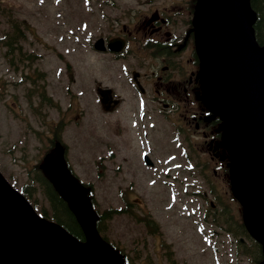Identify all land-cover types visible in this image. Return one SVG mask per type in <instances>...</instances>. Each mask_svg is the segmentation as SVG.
Here are the masks:
<instances>
[{
  "label": "rangeland",
  "instance_id": "374dc122",
  "mask_svg": "<svg viewBox=\"0 0 264 264\" xmlns=\"http://www.w3.org/2000/svg\"><path fill=\"white\" fill-rule=\"evenodd\" d=\"M142 1L0 0V39L4 33L13 32V24L17 25L22 32L20 52L24 53L20 55L23 60L17 73L5 64L7 59L3 53L6 48L0 47V173L13 188L19 190L26 181V168L38 165L48 150L45 142L35 141L25 131V123L16 121L8 113V107L16 113L19 107L24 106L29 82L31 85L32 81L36 82L37 91L42 84L47 94L59 101L60 111L65 115L67 124L62 138L68 147V161L78 177L91 188L89 195L95 208L99 213L123 208L121 214L105 222V235L129 257L134 258V251H137L140 259H132L133 264H251L237 252L231 255L227 236L222 241L217 240L216 250L200 242V236L196 234L192 223L199 215L201 203L193 179L179 178L187 182V187H170L160 183L162 171L151 177L142 167L132 165L130 173L115 176L112 172V166L121 163V159H138L140 151L134 147V144L137 146V139L129 123L134 115L132 107L140 103L130 85L125 84L123 91H117L120 97L125 98L117 115L121 128L128 132L122 131L125 135L122 137L115 134V143L107 142V124L111 116L102 110L92 87L93 82L110 84L109 56L96 52L91 43L97 37H105L109 33L107 21L121 16L119 9L124 12L140 9ZM14 57L18 58L17 51ZM42 112L49 114L48 117L54 114L47 107ZM40 123L41 118L37 129L43 132ZM128 133L131 134V141L126 142ZM153 139L156 151L153 158L156 157V162L165 156L163 153L169 152V147L160 143L156 136ZM97 141L102 144H91ZM106 143L113 144L114 162L105 160L107 170L97 176L92 163L100 153L106 157L104 159H109L105 153ZM171 179L168 177L166 180L169 182ZM198 180L206 189L211 178ZM214 184L216 192L222 198H227L221 181H214ZM118 187L123 192L119 193ZM173 188L178 190L170 194L169 190ZM125 200L131 203L130 208L139 218L141 214L147 213L159 233L151 234L150 228H145L131 214L122 213L126 211ZM41 202L42 206L47 205L45 201ZM209 230L206 229V232Z\"/></svg>",
  "mask_w": 264,
  "mask_h": 264
},
{
  "label": "flooded vegetation",
  "instance_id": "af4514ba",
  "mask_svg": "<svg viewBox=\"0 0 264 264\" xmlns=\"http://www.w3.org/2000/svg\"><path fill=\"white\" fill-rule=\"evenodd\" d=\"M195 2L196 0H143L139 4L140 9L127 12L119 9L121 16L107 21L109 33L104 37L105 42L114 39L121 43L119 51L104 52L109 56L110 85L106 87L111 88L113 97L119 100L118 104H111L110 111L107 112L111 116L107 124V142L115 143V134L122 137L125 136L122 131L128 132L121 128L117 115L124 100L115 93L123 91L125 84L130 85L141 104L132 107L134 116L129 123L132 134L137 139L138 147L135 144L134 147L140 151L138 159H121V163L115 162L117 165L112 166V172L115 176L130 173V166L137 165L149 172L151 177L162 171L159 177L172 179L169 182L159 179L160 183L182 188L187 187V182L180 181L179 178L210 177V185L206 189L200 185V209L203 213L201 222L211 226V230L203 236L211 241H222L227 236L232 240L233 248L239 241L244 247H249V253L253 254L254 246L246 238L244 227H241L240 209L230 196L229 161L220 141L221 124L205 109L200 96L196 77L198 57L194 47L192 22ZM98 86L96 84L95 88ZM40 87L37 91L36 82L32 81V85L29 82V95L24 97V106L19 107V112L16 113L8 107V113L16 121L26 124L25 131L35 141L47 144V157L61 152L68 163V147L60 133L62 125L64 127L67 124L65 115L60 111L59 101L53 100L42 84ZM52 101L56 104L53 105ZM44 107L53 110L54 114L48 117L49 114L43 113L40 125L44 130L39 132L37 125ZM26 109L25 114L21 115ZM154 136L169 147V152L163 153L165 156L156 162V157L153 158L156 153ZM130 137L131 134L128 133L126 142L131 141ZM91 144L99 145V142ZM105 148L109 159L102 158L100 165L97 160L93 161L96 174L107 170L105 160L114 162L113 144L106 143ZM157 152L160 153L159 150ZM68 167L75 172L69 163ZM213 180L221 181L227 198H222L216 192ZM176 190L178 189L173 188L169 192ZM118 192L123 191L118 187ZM221 208L222 210H217ZM147 218L143 220V225L155 226ZM155 227L154 233H159L158 227ZM198 228L194 229L195 232L204 233V229Z\"/></svg>",
  "mask_w": 264,
  "mask_h": 264
},
{
  "label": "water",
  "instance_id": "95a60500",
  "mask_svg": "<svg viewBox=\"0 0 264 264\" xmlns=\"http://www.w3.org/2000/svg\"><path fill=\"white\" fill-rule=\"evenodd\" d=\"M249 2L197 0L193 26L201 96L223 121L231 191L246 230L261 245L264 264V46L255 40ZM94 47L105 49L102 39ZM108 93L99 92L102 104ZM43 168L85 241L38 216L0 174V264H120V255L97 233L87 190L69 174L61 153L45 159Z\"/></svg>",
  "mask_w": 264,
  "mask_h": 264
},
{
  "label": "trees",
  "instance_id": "16d2710c",
  "mask_svg": "<svg viewBox=\"0 0 264 264\" xmlns=\"http://www.w3.org/2000/svg\"><path fill=\"white\" fill-rule=\"evenodd\" d=\"M250 6L252 10L255 12L256 19L253 24L254 36L259 45H264V0H250ZM15 30L13 31V35L10 36L6 34L3 46L6 47V53L9 54L12 49L19 50L20 47L16 44L18 42L19 37L22 34L17 30V25L12 26ZM1 42V41H0ZM22 55V52L20 54ZM33 174L29 177V184L25 188L24 195L27 199H29L33 204H36L39 198L42 200H47V205L40 207L41 213L52 220L58 222L64 229H66L70 234L75 236L78 240H83V234L79 225L77 224L74 216L69 211L67 204L63 201V199L59 196V194L55 191L48 178L41 173V170L36 167L34 169ZM116 213L115 211H104L103 213L98 214V218L96 220L95 226L99 233L102 234L104 238L105 236V222L110 219L112 214ZM241 227H243L241 225ZM251 240V239H250ZM255 246V251L257 253V257H255V264L261 260V250L259 244L255 241H251ZM121 252V251H120ZM140 259L137 255L134 258H125L123 264H133L130 260Z\"/></svg>",
  "mask_w": 264,
  "mask_h": 264
}]
</instances>
